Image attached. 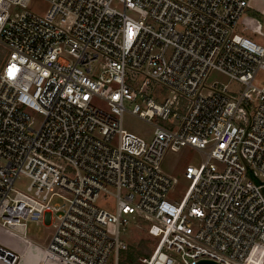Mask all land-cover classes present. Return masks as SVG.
Returning a JSON list of instances; mask_svg holds the SVG:
<instances>
[{
	"label": "built area",
	"instance_id": "obj_1",
	"mask_svg": "<svg viewBox=\"0 0 264 264\" xmlns=\"http://www.w3.org/2000/svg\"><path fill=\"white\" fill-rule=\"evenodd\" d=\"M45 1L40 17L0 0V228L51 225L38 264H117L129 224L157 239L141 264H264V46L234 33L246 12L264 21V0ZM260 23L243 24L253 35ZM212 71L242 90L207 88ZM151 84L174 100L153 102ZM125 101L153 126L149 143L123 130ZM183 148L202 162L169 200L177 180L159 163ZM101 194L113 213L95 206ZM18 262L0 243V264Z\"/></svg>",
	"mask_w": 264,
	"mask_h": 264
},
{
	"label": "rangeland",
	"instance_id": "obj_2",
	"mask_svg": "<svg viewBox=\"0 0 264 264\" xmlns=\"http://www.w3.org/2000/svg\"><path fill=\"white\" fill-rule=\"evenodd\" d=\"M263 8V6H261ZM49 5L45 0H29L28 10L37 16L44 17L48 12ZM250 19L262 21L261 29L259 32H253L251 35L245 24ZM243 22V23H242ZM263 18H259L251 12H246L244 16L240 19L234 33L245 36L246 38L264 46V27ZM62 58L68 60L67 57L62 56ZM5 55L0 53V68L5 61ZM143 78H141L142 80ZM258 84L264 82L262 75L256 78ZM213 83L221 84L226 86L230 91L238 93L242 90V87L235 82L230 81L224 75L212 71L208 74L205 86L209 88ZM147 97L150 98L156 104L161 105L166 99L174 100L175 95H173L168 89L159 84H151L147 90ZM91 106L102 111H107L106 104L103 100L99 98L91 99ZM124 107L126 111L122 116V128L123 130L134 134L135 136L143 139L146 143H149L152 139L153 126L145 121L140 120L138 117L132 115L130 110L132 104L129 102H124ZM143 109V108H142ZM30 116L33 118L34 127H37L41 122V117L31 113ZM152 124H162L158 119L151 121ZM202 158L197 152L183 148L178 152L165 151L159 163L160 171L177 180V185L175 188L168 193L169 200H176L182 198L188 189V182L183 178V170L185 166L191 165L194 167L200 166ZM29 185V180L20 177L14 183L12 188L16 191L25 192L26 187ZM95 206L99 209H104L108 212H114L115 201L111 196L101 194L96 200ZM52 226H46L44 223H28L25 229L24 238L19 234L7 231L0 228V243L8 246V244L17 245L19 251L14 249L19 255L18 264H38L42 257V247H44L52 235ZM108 233L113 235V227H109ZM118 239L121 243L126 246L124 251L118 254L117 264H130V260L134 263L131 264H141L140 259L150 257L156 249V240L150 238L143 230V225L135 227L129 224L126 227H120L118 233ZM10 247V246H9ZM174 262H178V257L170 253ZM107 264H112V257Z\"/></svg>",
	"mask_w": 264,
	"mask_h": 264
},
{
	"label": "crops",
	"instance_id": "obj_3",
	"mask_svg": "<svg viewBox=\"0 0 264 264\" xmlns=\"http://www.w3.org/2000/svg\"><path fill=\"white\" fill-rule=\"evenodd\" d=\"M3 245V244H2ZM5 246V245H4ZM10 246V247H9ZM7 248L15 251L14 249L18 250L19 251V248L17 247V245H14V244H8V246H6ZM12 247H14V249H12ZM43 248V247H42ZM16 252V251H15ZM17 253V252H16ZM40 261V260H39Z\"/></svg>",
	"mask_w": 264,
	"mask_h": 264
},
{
	"label": "water",
	"instance_id": "obj_4",
	"mask_svg": "<svg viewBox=\"0 0 264 264\" xmlns=\"http://www.w3.org/2000/svg\"><path fill=\"white\" fill-rule=\"evenodd\" d=\"M197 264H217V263L212 262V261H200Z\"/></svg>",
	"mask_w": 264,
	"mask_h": 264
},
{
	"label": "trees",
	"instance_id": "obj_5",
	"mask_svg": "<svg viewBox=\"0 0 264 264\" xmlns=\"http://www.w3.org/2000/svg\"><path fill=\"white\" fill-rule=\"evenodd\" d=\"M131 263H134V261H133V260H130V264H131Z\"/></svg>",
	"mask_w": 264,
	"mask_h": 264
}]
</instances>
